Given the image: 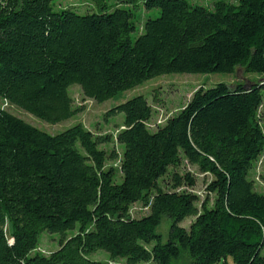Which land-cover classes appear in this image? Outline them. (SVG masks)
<instances>
[{
    "label": "trees",
    "instance_id": "obj_1",
    "mask_svg": "<svg viewBox=\"0 0 264 264\" xmlns=\"http://www.w3.org/2000/svg\"><path fill=\"white\" fill-rule=\"evenodd\" d=\"M54 0H0V98L56 124L74 116L69 88L98 103L164 74L226 73L237 67L264 75V0H216L208 8L188 0H120L125 6L78 14L55 11ZM143 2L159 16L136 31L132 7ZM264 83L224 82L198 88L155 131L151 107L133 96L106 115L123 113L116 141L121 182L107 160L118 159L77 123L44 132L0 107V264H102L105 251L129 264H264V192L249 173L264 152L259 121ZM182 161L212 176L214 194L178 191L194 185L173 173L170 190L158 180ZM264 181V173L261 175ZM141 202L148 213L132 218ZM170 220L166 242L156 233ZM194 217L188 229L180 226ZM77 232L66 237V233ZM11 241L6 236L5 229ZM43 232L60 235L49 255L34 251Z\"/></svg>",
    "mask_w": 264,
    "mask_h": 264
},
{
    "label": "rangeland",
    "instance_id": "obj_2",
    "mask_svg": "<svg viewBox=\"0 0 264 264\" xmlns=\"http://www.w3.org/2000/svg\"><path fill=\"white\" fill-rule=\"evenodd\" d=\"M192 4H199L208 8L216 0H188ZM230 3H236L238 0H224ZM115 6H125L120 0H106V8L112 9ZM134 10V21L136 31L132 33L131 37L134 40L139 33L142 32L143 22L148 18H155L159 16L158 9L146 10L143 2H139L135 7L130 6ZM52 8L58 11L63 8H71L78 14H86L97 12L99 8L91 0H54ZM224 82L226 84L234 85L242 83L249 86L252 83H264V75L245 73L240 67H237L231 74L226 73H185V74H164L153 79H150L143 84L120 93L116 98L106 100L98 103L93 99L87 98L83 95L81 88L78 85H73L69 88V93L72 98V106L76 110L74 116L68 120L50 124L34 115L18 108L17 106L9 103L0 98V107L8 113L17 118L22 119L26 123L50 134H57L73 126L77 123L89 130L94 135H108L112 140L107 143L99 145L100 149L105 150L107 153L115 151L118 154V159L107 160L106 167L113 166L116 169L115 181L121 182L122 174L119 170V158L123 151L122 145L116 141L117 133L123 128V113H115L106 115V113L127 99L143 95L151 107L150 117L147 120L146 127L150 131H155L158 127L162 126L169 117L175 115L182 109L190 100L193 93L200 87L207 89L215 86L218 83ZM259 121L264 131V91L262 95V103L259 108ZM178 173L183 176L186 173L191 175L194 179V185L190 186L185 184L180 186L178 191H185L192 193L198 197L197 206L200 209V204L209 197V206L213 204L214 194L208 193L206 190L207 185L212 180V176L207 173H202L194 165L189 164L187 161H182L181 165L177 168H169L168 173L158 180V184L164 190H170L173 184V173ZM264 173V152L259 160L254 164L249 173V177L254 181L255 189L258 192H264V181L261 180V175ZM129 213L132 218H141L148 213L147 207L141 202H136L129 207ZM194 217H186L180 222V226L188 229ZM170 220L166 216L163 217L161 223L156 228V233L161 236L162 242H166L169 231ZM8 240L11 241L7 228L5 229ZM77 232V227L66 233V237L72 236ZM60 235L57 233L43 232L40 235L37 248L34 250L43 255H49L52 251L56 250L59 246ZM90 258L102 262V264H129L123 258L110 259L105 251L99 250L90 255ZM228 264H232L231 260L227 259ZM143 264H155L154 262H146ZM176 264H188L185 255H182ZM219 264H222L220 262Z\"/></svg>",
    "mask_w": 264,
    "mask_h": 264
}]
</instances>
